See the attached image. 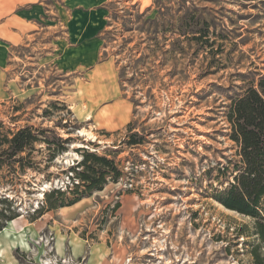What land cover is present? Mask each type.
<instances>
[{
	"label": "rangeland",
	"instance_id": "obj_1",
	"mask_svg": "<svg viewBox=\"0 0 264 264\" xmlns=\"http://www.w3.org/2000/svg\"><path fill=\"white\" fill-rule=\"evenodd\" d=\"M42 6L37 33L10 47L0 102L2 136L47 129L24 169L27 152L0 147V207L20 212L0 233V263L255 264L256 247L264 257L256 219L220 200L243 165L230 105L264 76V0ZM86 152L122 176L78 186ZM52 192L66 205L31 220Z\"/></svg>",
	"mask_w": 264,
	"mask_h": 264
},
{
	"label": "trees",
	"instance_id": "obj_2",
	"mask_svg": "<svg viewBox=\"0 0 264 264\" xmlns=\"http://www.w3.org/2000/svg\"><path fill=\"white\" fill-rule=\"evenodd\" d=\"M185 33L186 31L183 32V34ZM228 118L232 125L230 136L239 145V154L243 165L238 174L235 175V181L222 191L220 200L228 208L254 217L256 219V231L264 242V76L257 86L248 87L243 94L233 99ZM46 131L47 129L41 130L31 125L12 133V138L0 134V147L5 144L8 145L9 151H5L11 158L27 152V156L18 158L21 160L24 169L26 168L25 164L30 163L27 160H31L29 159L30 149L42 139L39 133L44 134ZM45 142L51 143L50 137L45 138ZM138 142V140H132L130 143L136 144ZM78 166H82V169L75 170L74 177L80 180L77 185H84L86 191L102 189L108 181L107 177L117 181L122 176V172L114 159L95 152H86ZM59 193L63 194V192ZM54 195L55 192L48 194L46 207L35 210L37 213L31 217V220H35L46 210L66 205L62 198L51 200ZM79 199L80 197L74 198L68 204ZM0 202H8V197L1 196ZM19 215L20 212L16 209L0 207V232L7 226L8 222ZM253 252L256 258L255 264H264V257L258 252V247Z\"/></svg>",
	"mask_w": 264,
	"mask_h": 264
},
{
	"label": "crops",
	"instance_id": "obj_3",
	"mask_svg": "<svg viewBox=\"0 0 264 264\" xmlns=\"http://www.w3.org/2000/svg\"><path fill=\"white\" fill-rule=\"evenodd\" d=\"M42 7V0H0V102L8 94L5 87L8 77L10 47L25 41L26 33H37L40 26L39 18L41 17ZM83 45L81 44L79 48L81 49ZM81 247L83 245L77 244L74 252L79 253ZM102 261L89 260L88 263L102 264Z\"/></svg>",
	"mask_w": 264,
	"mask_h": 264
}]
</instances>
